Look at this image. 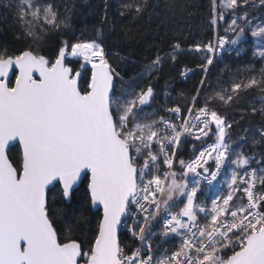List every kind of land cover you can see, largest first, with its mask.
Returning <instances> with one entry per match:
<instances>
[{
  "label": "snow or ice",
  "instance_id": "1",
  "mask_svg": "<svg viewBox=\"0 0 264 264\" xmlns=\"http://www.w3.org/2000/svg\"><path fill=\"white\" fill-rule=\"evenodd\" d=\"M151 7L125 0L120 15L140 18ZM77 14L75 0H0V19L11 15L16 41L27 44L0 50V264H264V152L256 160L244 150L249 140L264 148V124L241 128L251 115L264 121V0H211L213 39L190 49L201 75L180 102L167 83L157 88L163 65L183 51L175 37L128 80L107 58L102 27L70 52L62 40L42 54ZM249 36L250 61L225 64L213 79L223 54L240 57ZM69 56L82 59L79 69ZM253 92L259 109L253 97L239 119L221 114ZM73 199L78 214L55 207Z\"/></svg>",
  "mask_w": 264,
  "mask_h": 264
},
{
  "label": "trees",
  "instance_id": "2",
  "mask_svg": "<svg viewBox=\"0 0 264 264\" xmlns=\"http://www.w3.org/2000/svg\"><path fill=\"white\" fill-rule=\"evenodd\" d=\"M68 2L71 3L72 0H68ZM124 2L125 0H75L78 14L74 17L72 27L64 33L48 36L46 38L47 46L42 54L50 55L60 46L62 40L69 42L68 51H70L71 43L77 42L78 39L92 38L94 36L93 28L102 27L103 36L101 38L104 42L107 58L112 66L120 72L124 80H128L140 72L142 66L152 60L157 51H169L168 45L175 37L180 40L183 51L179 53L174 65L171 60L163 65V70L158 73L157 88L162 89L167 83L175 102H180V93L182 92L186 95L194 93L201 75L197 68L201 63V57L190 49L195 43H206L213 39V30L208 24V19L211 16V0H150L153 7L150 8L149 13L135 19L130 14L120 15V8ZM173 3H175V8L172 7ZM106 5L107 20L102 22ZM249 11L253 15L260 16L256 9H249ZM225 26L224 23L220 25L221 35L224 34ZM85 29L87 30L85 31ZM18 31L19 29L15 26L11 15L7 20L0 19V50L7 47L9 54H14L16 50L27 47L26 43L16 41L15 35ZM241 46L246 51L240 57H236L234 52L223 54V59L212 69L213 79L225 64L235 69L237 65L243 66L250 61L252 51L250 36L241 41ZM67 60L70 66L75 69H79L80 64L83 63V61L71 56ZM259 67L260 63L257 62L256 68L259 69ZM184 68L193 69L195 74H189L186 78H182L180 73ZM86 69L81 77L82 84L90 78L89 65H86ZM11 79H14V74ZM119 83L118 80V86ZM260 95L259 92L250 93L247 99L241 101L242 109L225 108L221 114L226 112L232 119H239L241 110L250 112L248 103L251 98L255 97L254 106L259 109ZM160 99L161 101L164 99L163 94H161ZM147 110L151 111V109ZM261 124H264V121L261 120L259 114H256L243 121L241 128L259 127ZM241 128L234 129L233 141H238L243 134ZM196 147L198 148L199 145ZM184 148L185 150L182 151L181 155L188 159L193 155L192 141L189 140ZM244 150L249 155L253 152L257 153L256 160H259L260 153L264 152V148L259 146L253 148L251 140L244 146ZM18 154V144L10 146L9 156L14 162L18 158ZM253 166H256L255 160ZM55 207L62 209L68 216H71L73 212L78 214L80 211L75 199L70 203H58ZM120 235L121 239H125V235Z\"/></svg>",
  "mask_w": 264,
  "mask_h": 264
},
{
  "label": "built area",
  "instance_id": "3",
  "mask_svg": "<svg viewBox=\"0 0 264 264\" xmlns=\"http://www.w3.org/2000/svg\"><path fill=\"white\" fill-rule=\"evenodd\" d=\"M75 58H77V59H79V60H82L81 58H79V57H75ZM120 234H123V235H127V233H126V231L122 228L121 229V232H120ZM126 238V237H125Z\"/></svg>",
  "mask_w": 264,
  "mask_h": 264
},
{
  "label": "water",
  "instance_id": "4",
  "mask_svg": "<svg viewBox=\"0 0 264 264\" xmlns=\"http://www.w3.org/2000/svg\"><path fill=\"white\" fill-rule=\"evenodd\" d=\"M89 69H90V74H91V66L89 65ZM12 75H13V73H10V77H12ZM38 75V74H37ZM14 79H15V77H14ZM14 79H13V81H14ZM15 145V144H14ZM19 146V145H18Z\"/></svg>",
  "mask_w": 264,
  "mask_h": 264
},
{
  "label": "rangeland",
  "instance_id": "5",
  "mask_svg": "<svg viewBox=\"0 0 264 264\" xmlns=\"http://www.w3.org/2000/svg\"><path fill=\"white\" fill-rule=\"evenodd\" d=\"M230 19H231V17H230ZM230 19H229V20H230ZM250 39H251V43H252V38L250 37ZM69 52H70V51H69ZM208 195L211 196V195H212V192L209 191V192H208ZM202 198H203V197H202Z\"/></svg>",
  "mask_w": 264,
  "mask_h": 264
}]
</instances>
